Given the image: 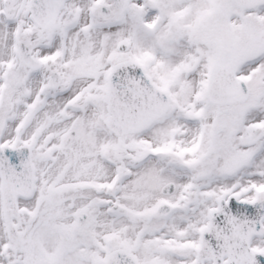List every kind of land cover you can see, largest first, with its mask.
<instances>
[{
    "label": "snow or ice",
    "instance_id": "1",
    "mask_svg": "<svg viewBox=\"0 0 264 264\" xmlns=\"http://www.w3.org/2000/svg\"><path fill=\"white\" fill-rule=\"evenodd\" d=\"M0 264H264V0H0Z\"/></svg>",
    "mask_w": 264,
    "mask_h": 264
}]
</instances>
